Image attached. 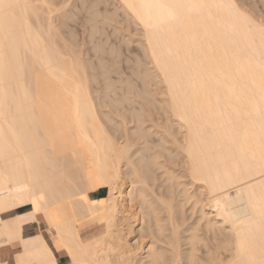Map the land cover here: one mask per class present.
I'll return each instance as SVG.
<instances>
[{
    "label": "bare ground",
    "instance_id": "1",
    "mask_svg": "<svg viewBox=\"0 0 264 264\" xmlns=\"http://www.w3.org/2000/svg\"><path fill=\"white\" fill-rule=\"evenodd\" d=\"M48 1L0 0V264L10 246L13 264H264V22L235 0H117L164 89L160 124L119 98L110 131Z\"/></svg>",
    "mask_w": 264,
    "mask_h": 264
},
{
    "label": "rangeland",
    "instance_id": "2",
    "mask_svg": "<svg viewBox=\"0 0 264 264\" xmlns=\"http://www.w3.org/2000/svg\"><path fill=\"white\" fill-rule=\"evenodd\" d=\"M58 1L60 0H53V2L57 3H54L55 9L57 6V12L53 10L55 12L49 13V11L45 10V13L50 14L49 16L52 19L50 20V17H48L47 20H50L49 22H52L53 25L50 24L54 26L52 28L57 33L55 39L59 42V47L63 48L65 45L64 48L70 53L73 51L70 50V46H72L75 50L74 53L78 51L79 55L77 56L86 61V71L89 74L88 84L93 90L92 97L98 104L100 112L103 111V115L108 114L112 117V121L104 119V125L110 131H113L114 124L121 121L116 109L109 103L119 98H129L130 101L134 102V107L126 102L123 103L128 110L134 108L139 111L141 105H145L147 110H152L149 112L151 113L150 115L145 114V126L151 125V119H154L152 123L160 124L162 116H160L161 111L157 108L163 98L164 86L160 82L159 77L155 76L157 72L145 55L141 28L125 13L117 0H66L67 2L63 0L60 1V4H58ZM235 1L242 10L251 14L257 22H264V0ZM48 2L50 3V1ZM61 3H65V5ZM52 5L53 3H50V6ZM47 20L44 21L47 22ZM67 44L70 46L68 45L69 47H67ZM62 51L68 53L66 50ZM147 72L153 73L155 77L149 79ZM107 82L112 84L109 89H105ZM129 85L135 87L137 91H143L146 87L150 93H142V96L127 94L126 88ZM105 94L107 95L105 96ZM143 95L149 98L150 103L143 98ZM151 105L157 108H153ZM118 108L121 107L118 106ZM135 125L136 123L131 121L128 127L133 130ZM128 180L126 179L127 190L131 186ZM106 195L107 188L101 187L96 191L94 197H105ZM187 206L189 207V204L184 206L183 209L185 211L183 210V212H186L187 209V214L185 213L184 215H188L191 221L192 217L197 215L195 212V216H192L189 212L190 208L188 209ZM25 209L19 208L17 211ZM13 213L9 212L6 216L13 215ZM28 229L30 233H36L43 228L36 221L32 226H28ZM16 248L18 249L17 246H10L9 250L3 252V259L10 264H13V253L17 250ZM63 264H68L66 259L63 260Z\"/></svg>",
    "mask_w": 264,
    "mask_h": 264
},
{
    "label": "trees",
    "instance_id": "3",
    "mask_svg": "<svg viewBox=\"0 0 264 264\" xmlns=\"http://www.w3.org/2000/svg\"><path fill=\"white\" fill-rule=\"evenodd\" d=\"M28 207V205H25V208ZM20 209H24V206L23 207H20Z\"/></svg>",
    "mask_w": 264,
    "mask_h": 264
}]
</instances>
